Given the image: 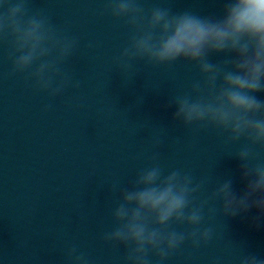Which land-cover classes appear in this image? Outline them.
I'll return each instance as SVG.
<instances>
[{"label":"clouds","instance_id":"1","mask_svg":"<svg viewBox=\"0 0 264 264\" xmlns=\"http://www.w3.org/2000/svg\"><path fill=\"white\" fill-rule=\"evenodd\" d=\"M221 12L207 16L166 7L145 12L139 0H105L102 14L122 20L130 33L127 46L114 57L115 68L129 76L139 62L195 66L199 78L169 100L168 106L175 107L172 119L187 129H214L226 144L242 143L235 156L246 181L243 194L227 179L197 204L204 181L194 183L182 169L166 172L155 153L130 186L109 185L119 195L111 210L113 227L102 239L125 250L123 264H153V258L155 264H165L186 242L193 248L207 245L214 234L204 226L210 200L221 205L209 209L212 214L234 217L256 208L264 217V162L252 163L264 151V98L258 97L264 95V0H223ZM0 42L9 44V76L24 75L51 98L69 86L79 87L63 69L77 39L58 30L43 13L29 14L28 0H0ZM213 56L224 58L213 62ZM67 259L68 264H90L75 246L68 249ZM240 264H264V259L246 254Z\"/></svg>","mask_w":264,"mask_h":264}]
</instances>
